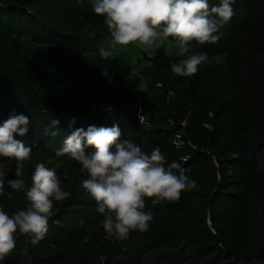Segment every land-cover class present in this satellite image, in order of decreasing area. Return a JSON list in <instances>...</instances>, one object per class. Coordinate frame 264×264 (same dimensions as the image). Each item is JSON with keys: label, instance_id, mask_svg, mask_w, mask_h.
<instances>
[{"label": "trees", "instance_id": "obj_1", "mask_svg": "<svg viewBox=\"0 0 264 264\" xmlns=\"http://www.w3.org/2000/svg\"><path fill=\"white\" fill-rule=\"evenodd\" d=\"M245 2L235 0L233 4L239 17ZM209 3L218 4L219 0ZM255 4L262 9L259 16L264 21V4L260 0ZM248 19L235 21L234 27L255 31L249 29ZM110 34L104 17L94 12L89 0H0V126L13 114L28 116V132L15 138L32 148L31 159L24 162L18 177L25 181V190L14 191L7 184L17 178L16 161L10 159L12 168L0 181L11 198L0 195V206L9 215L27 208L25 191L31 187L37 163L54 168L62 190L71 193L67 200L54 201V208L59 206L58 216L49 219L45 239L33 245L29 237L17 233L15 250L0 264L61 260L67 241L74 238L65 225L73 221L94 233L100 230L97 241L113 240L105 239L106 232H101L104 215L82 187L87 174L81 172L78 162L56 153L77 128L117 124L122 140H131L149 154L159 147L168 163L179 162L185 174L196 181V188L183 192L173 203L153 205L145 198V211L153 215L150 229L132 232L127 240L111 245L105 264H264V224L257 220L256 200L246 193L241 143H246L245 148L257 147L247 140L240 143L229 122L230 111L243 92L230 53L214 51V46L198 73L183 77L171 69V63L179 62L178 53H169L163 44L146 54L148 63L142 69L122 55L101 58L99 50ZM249 51L250 63L254 61L263 70L264 35ZM196 53L193 46L191 54ZM252 80V84L245 83V89L251 88L254 94L245 107V135L259 141L262 145L258 147L264 150V78ZM53 118L60 121L55 137L45 134L46 129L49 133L53 130ZM215 158L220 165L225 162L236 170L234 180L216 185ZM262 168V182L256 187L264 191ZM205 184L216 187L206 201L201 194ZM225 202L233 204L228 218L217 214V204ZM208 203L215 229L205 215L202 218V204ZM92 208L94 213L86 220V211ZM41 252H47V258L40 256ZM59 252L56 257L51 255Z\"/></svg>", "mask_w": 264, "mask_h": 264}, {"label": "clouds", "instance_id": "obj_2", "mask_svg": "<svg viewBox=\"0 0 264 264\" xmlns=\"http://www.w3.org/2000/svg\"><path fill=\"white\" fill-rule=\"evenodd\" d=\"M235 0H96L93 10L104 17L113 37L109 49L101 47V58L115 59L116 45L137 44L145 51L162 45L169 37L178 44L179 62L171 63L174 74L194 76L199 66L208 60L206 52L191 54L192 42L215 44L220 30L235 15ZM141 123L142 118L140 117ZM75 121L73 120V123ZM30 119L24 114H13L0 126V157L16 161V179L7 184L14 191L25 190L22 176L24 162L31 159L32 148L15 138L28 132ZM60 121L51 119L53 129L46 135H59ZM120 126L89 125L75 129L57 150L58 157L67 155L78 162L88 178L82 187L95 200L97 211L104 215L102 227L109 238L127 240L132 232H147L151 211H145L146 200L153 205L164 201L178 202L183 192L196 188V181L186 175V169L175 160L167 162L159 147L151 153L129 139H121ZM92 149V151H86ZM32 184L25 191L28 206L9 215L0 206V261L16 248L17 233L30 238L33 245L45 239L49 219L53 216L54 201L67 200L71 193L61 188V179L54 168L43 163L35 165ZM0 195H8L0 181Z\"/></svg>", "mask_w": 264, "mask_h": 264}, {"label": "rangeland", "instance_id": "obj_3", "mask_svg": "<svg viewBox=\"0 0 264 264\" xmlns=\"http://www.w3.org/2000/svg\"><path fill=\"white\" fill-rule=\"evenodd\" d=\"M89 1L92 5H94V3L96 2V0ZM255 1L256 0H248L245 2V0H243V2L245 3L242 6L241 10L242 16L239 17V15L235 14L232 17L231 21L224 26L225 28L220 34L221 38L217 43L200 45L193 41L194 43L192 44L195 48V53L196 51H199L200 53L206 52L207 54H210L211 52H209V50L214 48V46V51L229 52L232 61L231 63L236 65V70L238 69L239 71L237 73L241 77L239 79V82L242 85L241 87L243 92L239 95L238 100L236 101V105L230 111L231 116L229 118V122L230 125L233 124L231 126L232 133H234L235 137L239 138L240 143L247 140V142H252L251 144H254L257 147L255 148L247 145L245 148L246 143H241L245 151V154L242 155L244 158L242 168L245 170V176L247 177L246 182H248V187H246V193H249L252 198L256 200V209L258 210L256 212V217L259 222H262L264 224V209H262V207H264V191H261L256 187L258 183L262 182L260 180V173L263 171L262 166H264V162L262 161V157H264V150L262 146L258 147V145H262L258 143L259 141L251 140L249 135H245V107L247 106V104H249L251 100L254 99V94H252L251 91L252 89H245V83H251L253 81V77L264 78V67L263 70H259V68L257 67V63H255L254 61L253 63H250L252 55H250L249 49L252 47L253 42H256L257 40L261 39V37L264 35L262 33V26H264V21L260 19L259 16L262 13V9L256 8ZM260 2L264 4V0H260ZM234 12L237 13L236 11ZM237 16L240 18L241 21H243V18H249L248 22L250 21L251 24L249 29L252 28L255 29V31L245 32V27L240 28L238 31V28L236 29V27H234L235 21H240L238 18H236ZM252 23H254L255 25ZM112 42L113 37L110 34L106 42L103 44V47L105 49L111 48ZM163 45H165L169 53H178V44L170 37L163 42ZM157 47L158 46H154L153 48H150L145 51L142 47L138 46L137 44H130L127 46L116 45L113 49V54L122 55L126 60H129V62L133 64L137 69H142L148 63V60L146 59V54L153 53ZM248 54L250 55L249 61H247ZM214 160L217 168L215 171L216 185L220 182H229L235 179L236 170H234L233 167H228V163L225 162L220 165L216 158ZM11 168L12 161L7 157H0V178H4L9 173ZM201 189V194L205 201L209 200L210 195L216 191V187H208V185L206 186V184L203 185ZM217 206V214H219V216H221L222 218H228L232 211V202L219 203L217 204ZM58 207L59 206L53 209V218L55 220L58 216ZM210 207L211 205L209 206V203L207 205L202 204V218L205 215L208 224L213 228L214 220L213 213ZM55 212L57 214H55ZM92 213H94L93 208L86 211V220H89V216ZM98 225L99 223L97 224V226ZM65 227H67L68 232H71L74 238H72V240L67 241L64 248V254H60V252L51 254L53 257H56L55 254H60L59 256L61 260H58V258L56 257L55 263H52V261H50V264H56L57 261H59V264H105L107 261V255L109 254L110 250L112 251L113 249L111 245L119 242L114 237L113 240H109L108 243H105L103 242V240L101 241L100 239V241H97L99 235L96 236V234L99 233L100 230H98L97 233H94L95 231L93 229H90L88 227H82L74 221L72 223H66ZM101 228V232H105L103 227ZM104 236L105 239L109 238L107 234ZM45 255H48V253H40V256ZM45 258L47 257L45 256ZM48 260L49 259H44V261L46 262ZM66 261L68 263H66Z\"/></svg>", "mask_w": 264, "mask_h": 264}, {"label": "built area", "instance_id": "obj_4", "mask_svg": "<svg viewBox=\"0 0 264 264\" xmlns=\"http://www.w3.org/2000/svg\"><path fill=\"white\" fill-rule=\"evenodd\" d=\"M53 217V216H52Z\"/></svg>", "mask_w": 264, "mask_h": 264}]
</instances>
